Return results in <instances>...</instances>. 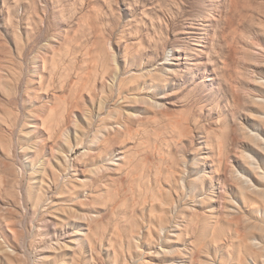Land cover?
Here are the masks:
<instances>
[{
    "label": "rangeland",
    "instance_id": "1",
    "mask_svg": "<svg viewBox=\"0 0 264 264\" xmlns=\"http://www.w3.org/2000/svg\"><path fill=\"white\" fill-rule=\"evenodd\" d=\"M0 192V264H264V0H0Z\"/></svg>",
    "mask_w": 264,
    "mask_h": 264
},
{
    "label": "bare ground",
    "instance_id": "2",
    "mask_svg": "<svg viewBox=\"0 0 264 264\" xmlns=\"http://www.w3.org/2000/svg\"><path fill=\"white\" fill-rule=\"evenodd\" d=\"M115 79H116V78H115ZM70 85H71V84H70ZM93 87H94V85H93ZM70 89H71V88H70ZM91 90H92V89H91ZM92 91H93V90H92ZM82 93H83V92H82ZM79 94H80V93H79ZM64 99H65V98H64ZM83 101H84V100H83ZM90 101H91V100H90ZM69 102H70V101H69ZM75 102H76V101H75ZM81 103H82V102H81ZM75 104H76V103H75ZM82 104H83V103H82ZM78 110H79V109H78ZM80 110L82 111V108H80ZM71 111H72V110H71ZM64 119H65V118H64ZM66 119H67V118H66ZM127 119H128V118H127ZM75 126H76V125H75ZM51 128L53 129V125H52ZM51 128H49V129H51ZM111 129H114V128L111 127ZM49 131H50V130H49ZM51 131H52V130H51ZM85 134H86L85 131H84V132H80V135H81L82 137H84ZM110 136H111V135H110ZM79 137H80V136H78V138H79ZM59 139L61 140V138H59ZM108 140H111V139H109V136H108L107 141H108ZM102 142H103V141H102ZM102 142H101V143H102ZM128 142H129V141H128ZM104 144H105V143H104ZM119 144H120V143H119ZM90 152H92V150H90ZM222 155H223V154H222ZM39 157H40V156H39ZM54 157H55V159H59L57 153H54ZM95 157H96V156H95ZM40 158H41V157H40ZM93 158H94V157H93ZM162 158H163V157H162ZM94 159H95V158H94ZM219 160H220V159H219ZM85 161H86V160H85ZM85 161H84V162H85ZM92 161H93V160H92ZM172 161H173V160H172ZM175 161H176V160H175ZM69 162H70V159L67 158V159H66V165H67V167H69ZM147 162H148V161H147ZM172 163H173V162H172ZM158 164H159V163H158ZM158 164H156V166H158ZM173 164H174V163H173ZM176 164H177V163H176ZM170 165H171V164H170ZM39 166H40V165H39ZM61 166H62V165H61ZM170 168H171V167H170ZM51 169H52V168H51ZM67 169H68V168H67ZM69 169H70V167H69ZM55 170H56V171H54V170L51 171V173H50V179H49L48 181H50V180L52 179V181H53L56 185H58L59 182H60V180H61V178H62V176L64 177V175H65L66 172H65V171H64L65 173H64V172H61L60 167L57 168V169L55 168ZM64 170H65V169H64ZM139 170H140V169H139ZM159 170H160V169H159ZM170 170H171V169H170ZM69 171H74V174H73L71 177H73V179L76 180V182H77V179H78V178L76 177L77 174H78L77 171H76L75 169H73V168L70 169ZM69 171H68V172H69ZM128 172H129V171H128ZM169 172H170V171H169ZM11 173H12V172H11ZM101 175H102V174H101ZM128 175H129V174H128ZM138 175H139V174H138ZM167 175H168V174H167ZM99 177H100V176H99ZM136 177H137V175H136ZM18 178H19V177H18ZM20 178H21V177H20ZM95 178H96V177H95ZM96 179H97V178H96ZM14 180H15V179H14ZM62 180H63V179H62ZM3 181H4V179H3ZM15 181L17 182V180H15ZM18 181H20V179H19ZM72 181H73V180H72ZM108 181H109V180H107V182H108ZM112 181H113V180H112ZM70 182H71V181H70ZM81 182H83V181H81ZM81 182L79 181V183H77L78 185H75V186H73L72 188L69 189L70 195H72V193H74V192H79V189H81L82 187H84V183L82 184ZM93 182H94V181H93ZM114 182H115V181H114ZM122 182H123V181H122ZM11 183H12V182H11ZM71 183H72V182H71ZM4 184H5V182H4ZM46 184H47V183H46ZM129 184H130V183H129ZM2 185H3V184H2ZM14 185H15V184H14ZM18 185H19V184L17 183V186H18ZM56 185H55V187H56ZM107 185H108V184H107ZM3 187H5V186H3ZM52 187H53V186H52ZM117 187H118V186H117ZM129 187H130V186H129ZM25 188H26V187H25ZM62 188H64V187H62ZM86 188H87V187H86ZM105 188H107V187H105ZM248 188H249V187H248ZM1 189H2V188H1ZM4 189H5V188H4ZM48 189H49V188H46V186H43V187L41 188V190L46 191L45 193H47ZM54 189H55V188H54ZM88 189H90V188H88ZM124 189H125V188H124ZM51 190H52V189H51ZM61 190H62V189H61ZM95 190H96V189H95ZM116 190H117V189H116ZM12 191H14V189H12ZM15 191H16V193H17V190H15ZM19 191H20V190H19ZM19 191H18V192H19ZM165 191H168V190L166 189ZM119 192H120V191H119ZM126 192H127V190H126ZM160 192H161V191H160ZM0 193H1V192H0ZM14 193H15V192H14ZM50 193H52V192H50ZM50 193H49V194H50ZM112 193H113V192H112ZM161 193H162V192H161ZM166 193H167V192H166ZM2 194H3V193H2ZM11 194H12V192H11ZM19 194H20V192H19ZM61 194H62V193H61ZM92 194H93V193H92ZM178 194H179V192H178ZM8 195H9V194H8ZM22 195H23V194H22ZM10 196H11V195H10ZM92 196H93V195H92ZM106 196H107V195H106ZM143 196H145L144 198H145V202H146L147 199H148V197H147L146 194H144V193H143ZM19 197H20V196H19ZM42 197H43V195H40V194H39V197H38V199H37V201H36V202H37V205L40 204V201H41ZM73 197H74V199H75V196H73ZM73 197H72V198H73ZM109 197H111V195H110ZM15 198H16V197H15ZM97 198H98V197H97ZM97 198H95L96 201H97ZM123 198H124V197H123ZM242 198H244V197H242ZM1 199H2V198H1ZM24 199H25V198H24ZM24 199H23V200H24ZM93 199H94V198H93ZM95 199H94V200H95ZM20 200H21V199H20ZM20 200H18V201H20ZM135 200H136V199H135ZM2 201H3V200H2ZM21 201H22V200H21ZM72 201H73V200H72ZM124 201H125V200H124ZM4 202H5V201H4ZM23 202H24V201H23ZM92 202H94V201H92ZM134 202H135V201H134ZM21 203H22V202H21ZM86 203H87V202H86ZM9 204H10V203H9ZM17 204H18V203H17ZM19 204H20V203H19ZM22 204H23V203H22ZM55 204H56V203H55ZM79 204H80V202H79ZM135 204H136V203H135ZM135 204H134V205H135ZM148 204H149V203H148ZM30 206H31V205H30ZM40 206H41V205H40ZM83 206H84V205H83ZM91 206H92V205H91ZM254 206H255V204H254ZM256 206H258V205H256ZM256 206H255V207H256ZM9 207H10V206H9ZM18 207H19V206H18ZM22 207H23V206H22ZM93 207H94V206H93ZM145 207H146V206H145ZM152 207H154V204H153V203H152ZM255 207H253V208H255ZM2 209H3V208H2ZM147 209H148V208H147ZM218 209H219V208H218ZM30 210H31V209H30ZM114 210H115V209H114ZM7 211H10V210H7ZM21 211H22V210H21ZM227 211H228V210H227ZM32 212H33V211H32ZM43 212H44V211H43ZM9 213H10V212H9ZM44 213H45V212H44ZM131 213H132V212H131ZM10 214H11V213H10ZM10 214H8V215H10ZM37 214H38V213H37ZM6 215H7V214H6ZM8 215H7V216H8ZM33 215H34V214H33ZM35 215H36V212H35ZM44 215H45V214H43V216H44ZM45 216H46V215H45ZM124 216H125V215H124ZM133 216H134V215H133ZM221 216H223V215L221 214ZM40 217H41V216H40ZM71 217H72V218H76V217H74V216H71ZM18 218H19V217H18ZM44 218H45V217H44ZM120 218H121V217H120ZM2 219H3V218H2ZM219 219H220V218H219ZM219 219H218V220H219ZM43 220H44V219H43ZM45 220H46V219H45ZM4 221H5V220H4ZM30 221H31V220H30ZM41 221H42V220H41ZM46 221H48V223L51 224V223H50L51 220L48 219V220H46ZM49 221H50V222H49ZM101 221H102V219H101ZM101 221H98V222H101ZM196 221H198V220H196ZM14 222H15V221H14ZM39 222H40V221H39ZM103 222H104V221H103ZM118 222H119V221H118ZM9 223H12V222L9 221L8 224L6 223L7 226L10 225ZM40 223H41V222H40ZM44 223H45V222H43V223H41V224H44ZM101 223H102V222H101ZM104 223H105V222H104ZM14 224H15V223H14ZM14 224H11V225L13 226ZM20 224H21V223H20ZM15 225H16V224H15ZM15 225H14V226H15ZM44 225H45V224H44ZM125 225H126V224H125ZM218 225H219V224H218ZM12 226H11V227H12ZM42 226H43V225H42ZM101 226H102V225H101ZM116 226H117V225H116ZM116 226H115V227H116ZM126 226H127V225H126ZM11 227L9 226V228L12 230L13 227H12V228H11ZM18 227H19V224H18ZM40 228H41V227H40ZM42 228H44V227H42ZM216 228H217V227H216ZM216 228H215V229H216ZM45 229H46V228H45ZM45 229H44V230H45ZM215 229H214V231H215ZM222 229H224V228H222ZM222 229H221V230H222ZM15 230H16V229H15ZM40 230H42V229H40ZM12 231H13V230H12ZM12 231H11V232H12ZM13 232H16V231H13ZM38 232H39V231H38ZM145 232H146V231H145ZM221 232H223V231H221ZM146 233H147V232H146ZM219 233H220V232H219ZM237 233H238V232H237ZM147 234H148V233H147ZM181 234H182V233H181ZM238 234H239V233H238ZM238 234H237V235H238ZM40 235H41V234H40ZM145 235H146V234H145ZM192 235H193V234H192ZM213 235H214V234H213ZM18 236H19V235H18ZM36 236H37V235H36ZM119 236H120V235H119ZM180 236H181V235H180ZM216 236H218V234H217ZM235 236H236V235H235ZM128 237H131V236H128ZM184 237H185V235H184ZM57 238H58V237H57ZM64 238H65V237H64ZM66 238H67V237H66ZM215 238H216V237H215ZM215 238H212V239H215ZM224 238H225V237H224ZM228 238H229V237H228ZM22 239H23V238H22ZM40 239H41V238H40ZM43 239H44V238H43ZM43 239H42V240H43ZM50 239H51V238H50ZM121 239H122V238H121ZM129 239H130V238H129ZM131 239H132V238H131ZM183 239H184V238H183ZM216 239H217V238H216ZM220 239H221V237H220ZM236 239H237V238H236ZM246 239H247V238H246ZM56 240H57V239H56ZM62 240H63V239H62ZM209 240H210V239H209ZM238 240H239V238H238ZM111 241H112V240H111ZM127 241H128V240H127ZM181 241H182V240H181ZM218 241H219V240H218ZM218 241H217V242H218ZM233 241H235V240H233ZM65 242H67V240H66ZM118 242H119V241H118ZM178 242H179V241H178ZM20 243H21V242H20ZM22 243H23V242H22ZM46 243H47V242H46ZM58 243H59V242H58ZM58 243L56 244L57 246H59ZM112 243H113V241H112ZM114 243H115V242H114ZM176 243H177V242H176ZM214 243H215V241H214ZM16 244H17V242H16ZM16 244H15V245H16ZM54 244H55V243H54ZM61 244H62V243H61ZM215 244H216V243H215ZM215 244H214V246H215ZM18 245H20V244L18 243ZM51 245H52V244H51ZM111 245H112V244H111ZM244 245H246V244L244 243ZM20 246H21V245H20ZM216 246H217V245H216ZM21 247H22V246H21ZM21 247H20V248H21ZM51 247H53V246H51ZM110 247H111V246H110ZM244 247H245V246H244ZM49 248H50V247H49ZM49 248H48V249H49ZM53 248H55V246H54ZM95 248H96V247H95ZM129 248H130V247H129ZM160 248H161V247H160ZM123 249H124V247H123ZM240 249H241V248H240ZM17 250H18V249H17ZM21 250H22V249H21ZM45 250H46V249H45ZM93 250H94V249H93ZM96 250H97V249H96ZM19 251H20V250H19ZM42 251H43V250H42ZM46 251H48V250H46ZM158 251H159V250H158ZM37 252H38V251H37ZM95 252H96V251H95ZM142 252H143V251H142ZM145 252H146V251H145ZM149 252H150V251H149ZM154 252H155V251H154ZM38 253H39V252H38ZM238 253H239V252H238ZM240 253H241V250H240ZM40 254H41V253H40ZM96 254H97V253H96ZM149 254H150V253H149ZM151 254H152V253H151ZM155 254H156V253H155ZM7 256H8V255H7ZM240 256L242 257L241 254H240ZM41 257H42V256H41ZM238 257H239V256H238ZM19 258H20V257H19ZM143 258H144V257H143ZM149 258H150V257H149ZM238 259H239V258H238ZM242 259H243V258H242ZM242 259H241V261H242ZM145 260H146V259H145ZM193 260H194V259H193ZM38 261H40V260H38ZM38 261H37V263H38ZM140 261H141V260H140ZM140 261H139V262H140ZM194 261H195V260H194ZM19 262H20V261H19ZM239 262H240V261H239ZM193 263H194V262H193ZM195 263H197V262H195ZM195 263H194V264H195Z\"/></svg>",
    "mask_w": 264,
    "mask_h": 264
}]
</instances>
